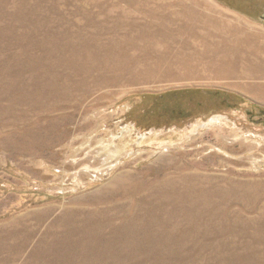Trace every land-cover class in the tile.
Listing matches in <instances>:
<instances>
[{"label": "rangeland", "instance_id": "obj_1", "mask_svg": "<svg viewBox=\"0 0 264 264\" xmlns=\"http://www.w3.org/2000/svg\"><path fill=\"white\" fill-rule=\"evenodd\" d=\"M258 82L264 0H0V264H264Z\"/></svg>", "mask_w": 264, "mask_h": 264}, {"label": "bare ground", "instance_id": "obj_2", "mask_svg": "<svg viewBox=\"0 0 264 264\" xmlns=\"http://www.w3.org/2000/svg\"><path fill=\"white\" fill-rule=\"evenodd\" d=\"M217 59H218V57H217ZM254 70L257 71V70H259V68L258 67H254ZM233 73L243 76L244 71L231 72V70H226V71L222 72L221 74L224 75V76H231ZM258 83H262V82H258ZM262 84H264V83H262Z\"/></svg>", "mask_w": 264, "mask_h": 264}]
</instances>
